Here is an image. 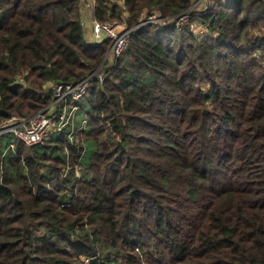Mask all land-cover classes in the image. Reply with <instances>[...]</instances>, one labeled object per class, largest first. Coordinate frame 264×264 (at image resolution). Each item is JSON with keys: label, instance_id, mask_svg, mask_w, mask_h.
I'll return each instance as SVG.
<instances>
[{"label": "trees", "instance_id": "16d2710c", "mask_svg": "<svg viewBox=\"0 0 264 264\" xmlns=\"http://www.w3.org/2000/svg\"><path fill=\"white\" fill-rule=\"evenodd\" d=\"M211 3L134 33L42 145L3 137L0 264H264V0ZM189 4L94 0L93 15L133 25ZM110 45L84 36L81 0H0V122Z\"/></svg>", "mask_w": 264, "mask_h": 264}, {"label": "built area", "instance_id": "2783aa9c", "mask_svg": "<svg viewBox=\"0 0 264 264\" xmlns=\"http://www.w3.org/2000/svg\"><path fill=\"white\" fill-rule=\"evenodd\" d=\"M81 20L84 29L90 30V35L85 36L90 43H100L103 40H110L111 45L102 63L88 76L75 83L54 82L48 85L53 94L52 102L39 109L33 115L19 117L11 116L0 122V145L3 137L13 136L28 146L42 145L49 135L65 126L71 117L76 106L68 109L71 101L81 98L89 89L94 80L103 81L108 74V69L125 51L131 36L139 29L149 24L161 27L184 26L190 22L195 13L205 12L211 8V0H189V6L180 13L172 16L161 14L159 9L151 7L145 9L138 21L129 25L125 20L113 19L105 22L97 20L93 15L94 0L91 1V15L89 23L83 19L85 8L82 7L81 0ZM86 17V14H85ZM86 27V28H85ZM194 32L205 34L204 26L198 27L197 23H192ZM23 79L20 78L19 81ZM52 110V112H49ZM8 147H13L12 143Z\"/></svg>", "mask_w": 264, "mask_h": 264}, {"label": "rangeland", "instance_id": "374dc122", "mask_svg": "<svg viewBox=\"0 0 264 264\" xmlns=\"http://www.w3.org/2000/svg\"><path fill=\"white\" fill-rule=\"evenodd\" d=\"M91 1L92 0H83V5H82V7L85 8V14L88 16V17L87 16L85 17V14H84L83 19H85L88 23L90 22L89 19L92 17V15H88L90 13V9H91ZM81 3H82V1H81ZM198 27H200V25H198ZM49 112H52V110H50Z\"/></svg>", "mask_w": 264, "mask_h": 264}, {"label": "crops", "instance_id": "0c3cea01", "mask_svg": "<svg viewBox=\"0 0 264 264\" xmlns=\"http://www.w3.org/2000/svg\"><path fill=\"white\" fill-rule=\"evenodd\" d=\"M85 12V10H84ZM88 15H91V9H90V13ZM87 16V15H86ZM88 17V16H87ZM86 28V27H85ZM90 31L89 30H85V36H89Z\"/></svg>", "mask_w": 264, "mask_h": 264}]
</instances>
